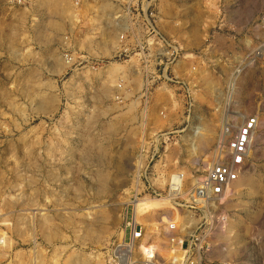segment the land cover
Masks as SVG:
<instances>
[{
    "label": "rangeland",
    "instance_id": "rangeland-1",
    "mask_svg": "<svg viewBox=\"0 0 264 264\" xmlns=\"http://www.w3.org/2000/svg\"><path fill=\"white\" fill-rule=\"evenodd\" d=\"M263 14L264 0H0V264H108L133 212L168 261L165 218L182 236L201 218L173 208L169 177L191 187L248 116L210 260L264 264Z\"/></svg>",
    "mask_w": 264,
    "mask_h": 264
},
{
    "label": "built area",
    "instance_id": "built-area-1",
    "mask_svg": "<svg viewBox=\"0 0 264 264\" xmlns=\"http://www.w3.org/2000/svg\"><path fill=\"white\" fill-rule=\"evenodd\" d=\"M261 22L264 31V14ZM240 119L237 125L230 122L223 125L220 136L229 135L228 138L220 140L219 136L213 163L203 176L193 181L191 187L184 188L182 173H175L169 177L167 198L173 208L188 209L201 215L199 216L201 218L198 227L184 236L171 219L165 218L167 221L165 236L171 252L168 261L157 252L142 253L139 250L142 229L129 223V237L127 239L123 237L111 247L107 255L108 264H223L210 260L212 247L209 241L216 229H224L226 218L218 213L211 217L209 211L213 212V207L228 197L231 187L242 172L258 119L256 116Z\"/></svg>",
    "mask_w": 264,
    "mask_h": 264
},
{
    "label": "bare ground",
    "instance_id": "bare-ground-1",
    "mask_svg": "<svg viewBox=\"0 0 264 264\" xmlns=\"http://www.w3.org/2000/svg\"><path fill=\"white\" fill-rule=\"evenodd\" d=\"M232 89H233V85H232ZM235 117L236 116H231V118L234 119V120H235ZM253 135H254V133H253ZM253 135L251 137V142L253 140L252 139L253 138ZM225 137H226V135L220 136V140L225 139ZM218 140H219V138H218ZM251 142H250V145H251ZM249 148H250V146H249ZM249 148H248L247 151H249ZM215 154H216L215 151H213L211 153V159L215 156ZM161 201H167V199H164V200H161ZM146 203L148 205L149 202L146 200ZM132 204H133V208H134L133 210L134 211H136L137 209H139L140 206L142 205L141 201H139V200H135L134 202H132ZM137 216H138V214L136 212L135 213L133 212L132 223L135 226H138V224L136 223ZM143 223H144L145 226L142 229L143 234H142L141 240L139 241V250L142 253H144V254H149V253H154V252L164 253L165 250H164V248L162 246V243H161L162 240L159 239V238H157L156 235L153 236L155 234V232L157 231V228L155 227V225H152L151 223H149V220H147V219H144L143 220ZM45 224L48 225L47 222H45ZM184 232H186V229L184 230ZM43 239L45 241L52 242V241L59 240L60 238H59V235L58 234H55V233H45L43 235ZM150 239H152V240H150Z\"/></svg>",
    "mask_w": 264,
    "mask_h": 264
}]
</instances>
